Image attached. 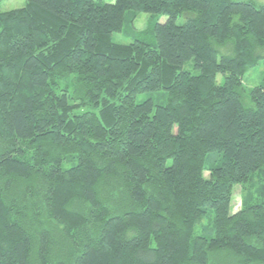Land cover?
Here are the masks:
<instances>
[{"label": "trees", "instance_id": "16d2710c", "mask_svg": "<svg viewBox=\"0 0 264 264\" xmlns=\"http://www.w3.org/2000/svg\"><path fill=\"white\" fill-rule=\"evenodd\" d=\"M263 58L254 0L1 11L0 264H264Z\"/></svg>", "mask_w": 264, "mask_h": 264}, {"label": "rangeland", "instance_id": "374dc122", "mask_svg": "<svg viewBox=\"0 0 264 264\" xmlns=\"http://www.w3.org/2000/svg\"><path fill=\"white\" fill-rule=\"evenodd\" d=\"M106 1H113V0H106ZM256 2H261L264 3V0H254ZM26 0H0V12L1 11H6L10 9H16V8H21L25 5ZM165 16H161L159 18L160 21L165 20ZM148 20H149V14L148 13H140L135 21L134 25L138 29H144L148 26ZM184 21V16H180L176 19L177 24H181ZM143 35V34H142ZM141 39L150 42L152 41V36H141ZM112 40L116 42H121V43H129L131 40V37H127L122 33H113L112 34ZM264 79V58L260 59L258 63L250 68L248 72L244 75L243 77V85L244 87L249 90L255 85H258L262 80ZM222 80V75L219 74L217 75V81L221 82ZM147 95L141 94L136 97V100L143 99ZM155 100V99H154ZM163 100V99H160ZM158 101V100H155ZM241 191L240 187L236 186L234 188V195H233V202H232V211L237 210L240 205L241 201Z\"/></svg>", "mask_w": 264, "mask_h": 264}]
</instances>
